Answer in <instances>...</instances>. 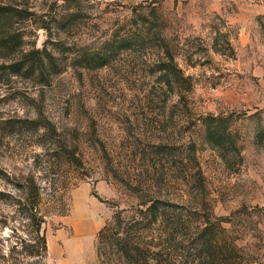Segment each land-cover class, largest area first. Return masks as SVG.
Returning a JSON list of instances; mask_svg holds the SVG:
<instances>
[{"label": "rangeland", "instance_id": "obj_1", "mask_svg": "<svg viewBox=\"0 0 264 264\" xmlns=\"http://www.w3.org/2000/svg\"><path fill=\"white\" fill-rule=\"evenodd\" d=\"M194 211L264 264V0H0V264H189Z\"/></svg>", "mask_w": 264, "mask_h": 264}, {"label": "trees", "instance_id": "obj_2", "mask_svg": "<svg viewBox=\"0 0 264 264\" xmlns=\"http://www.w3.org/2000/svg\"><path fill=\"white\" fill-rule=\"evenodd\" d=\"M50 53L45 50V46L43 49L29 52L27 58L29 63L34 64V70L36 69V65L38 67L42 66L43 59L46 58V55L49 58ZM29 55H37L40 56V61L35 60L33 57ZM220 127L217 125H209V128L206 131V138L208 141H220ZM26 185L31 187V190L34 192V195L38 193V185L29 179ZM18 191L20 194L24 192L26 186L23 183H18ZM20 196V195H19ZM18 209L19 216H26L29 222L27 223L31 227V232L28 238V242L26 240H22V238L17 237L14 243V249L20 248L21 250L27 251L30 255H34L37 258H41L44 255L46 250V242L44 235L40 232L41 225V214L37 211L36 201L29 205L27 209L23 208V203L18 200ZM152 206L147 208L150 211ZM27 211V215L24 213ZM200 213L194 211L192 217V230L189 231L188 238L190 239V243L192 244L193 257L189 264H248L255 259L249 253L246 254L242 251V249L237 245V235L236 232L238 230L230 229L229 227L223 226L224 222H227L226 218H217L215 221L208 219L207 217H203ZM172 222L174 225L171 229H167V237L168 239H173L178 235L181 228L177 227V223ZM122 223V222H121ZM120 221H116V224L120 226ZM22 224L20 223L17 227H14V232L19 228ZM130 227L122 230L120 236L114 238V233H110L109 226H103L97 233L98 240L109 242L112 244V241L116 240L117 250L122 253L129 248L130 243H132V239L135 237L136 232H130ZM182 234H187L182 231ZM113 237V238H112ZM111 238V240H110ZM185 236H181V240H184ZM19 244V247L17 245ZM135 248V247H134ZM120 256V255H119Z\"/></svg>", "mask_w": 264, "mask_h": 264}]
</instances>
